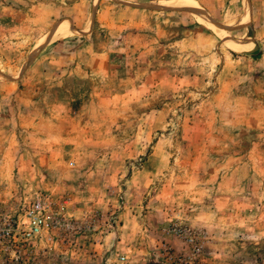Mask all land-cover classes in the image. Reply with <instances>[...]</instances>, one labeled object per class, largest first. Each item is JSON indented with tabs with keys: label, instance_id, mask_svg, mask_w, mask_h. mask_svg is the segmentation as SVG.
I'll return each instance as SVG.
<instances>
[{
	"label": "rangeland",
	"instance_id": "rangeland-1",
	"mask_svg": "<svg viewBox=\"0 0 264 264\" xmlns=\"http://www.w3.org/2000/svg\"><path fill=\"white\" fill-rule=\"evenodd\" d=\"M0 264H264V0H0Z\"/></svg>",
	"mask_w": 264,
	"mask_h": 264
},
{
	"label": "water",
	"instance_id": "water-1",
	"mask_svg": "<svg viewBox=\"0 0 264 264\" xmlns=\"http://www.w3.org/2000/svg\"><path fill=\"white\" fill-rule=\"evenodd\" d=\"M140 8H144V9H149V10H161V11H164V12H189V13H192V14H195L197 16H201L202 18H206L208 19L207 16L203 15L202 13L200 12H197L195 10H190V9H182V8H163V9H159V8H156V7H153V6H140Z\"/></svg>",
	"mask_w": 264,
	"mask_h": 264
}]
</instances>
